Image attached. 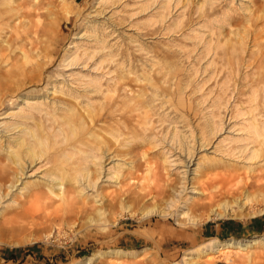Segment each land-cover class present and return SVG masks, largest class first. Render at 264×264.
I'll list each match as a JSON object with an SVG mask.
<instances>
[{"label": "rangeland", "instance_id": "374dc122", "mask_svg": "<svg viewBox=\"0 0 264 264\" xmlns=\"http://www.w3.org/2000/svg\"><path fill=\"white\" fill-rule=\"evenodd\" d=\"M3 11L0 264H186L213 238H264V193L243 206L264 184V0ZM226 176L242 194L209 203ZM188 261L264 264V245Z\"/></svg>", "mask_w": 264, "mask_h": 264}, {"label": "bare ground", "instance_id": "6f19581e", "mask_svg": "<svg viewBox=\"0 0 264 264\" xmlns=\"http://www.w3.org/2000/svg\"><path fill=\"white\" fill-rule=\"evenodd\" d=\"M4 13H5V11L0 12V20L1 21L4 19L3 18ZM31 33H34V31H32ZM0 37H1V35H0ZM2 44L4 45V42ZM38 143L40 145L41 141L38 142ZM29 153H30V156H32V158H35L34 151H30ZM0 178H2V177L0 176ZM74 180H76V178H74ZM221 183L223 185H222L221 190L217 192L219 194H217V193L216 194H212L211 197H209V203L212 204V203L216 202L217 198H218V200H221V197H224L225 198L226 196H235L236 194H242L240 192V189H238V188H228L227 187L228 183H230V177L226 176L225 178H222L221 179ZM56 184L62 185L63 184V180L60 179L58 182H56ZM48 187L50 188V190H53L52 188L54 186H51L52 188L50 186H48ZM12 188H14V185L11 186V189ZM255 188H256L255 191H256L257 194H254L255 192L253 194L250 193V190H253ZM244 189L246 191H249V193H248L247 196L245 194V196H246L245 197L246 198V203L243 204V206L244 205H247V204H250L251 202H253L255 200L257 201V198L261 194L263 195V193H264V184L262 182H260V181H254V182H251L250 184H247ZM243 192H244V190H243ZM262 200H263V198H262ZM171 207H172V204H167V206H165V209H163V210H159L157 208H152V209L148 210L145 213V217L149 218V217H154V216L155 217L156 216H159V217L160 216L161 217L170 216L171 215V212H170ZM232 208L233 207H231V204L229 202H227V201L221 202L217 206V208H214L215 210L214 209L212 210L213 215L215 216L214 219H217L218 220V219H221V218L226 217L228 215L229 210L232 209ZM99 213H100V215H99L100 216L99 217L100 219H99V221H97V223L100 222L102 224L105 221L102 218L103 214H101V211H99ZM174 215L176 216V218L181 217V215L178 214L177 212H175ZM186 220H187V224L188 225H191V226H195L198 223V220L196 218H194V217H191V216H187ZM204 245H205L204 247H201V248H199L197 250H187V251H185L186 254L183 257L184 258L183 261L186 264H188L189 257H190V255H192V253H203V254L216 253V252H218L219 250H221L223 248H226V249H236V250H242L243 251V250H246L249 247H252V246H255V245L263 246L264 245V238L245 239V240H231V241H226V242H223V241L218 240V239H214V240H210L208 242V244H204Z\"/></svg>", "mask_w": 264, "mask_h": 264}, {"label": "crops", "instance_id": "0c3cea01", "mask_svg": "<svg viewBox=\"0 0 264 264\" xmlns=\"http://www.w3.org/2000/svg\"><path fill=\"white\" fill-rule=\"evenodd\" d=\"M213 239H216V238H213Z\"/></svg>", "mask_w": 264, "mask_h": 264}]
</instances>
